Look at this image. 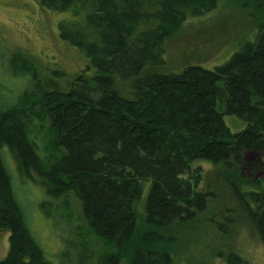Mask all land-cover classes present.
<instances>
[{
  "label": "trees",
  "instance_id": "16d2710c",
  "mask_svg": "<svg viewBox=\"0 0 264 264\" xmlns=\"http://www.w3.org/2000/svg\"><path fill=\"white\" fill-rule=\"evenodd\" d=\"M39 1L70 13L59 24L60 37L90 58L85 71H94V87L64 92L36 79L16 102L0 97V229L10 232L0 264H52L15 196L5 147L22 174L40 176L49 194L73 191L80 198L90 233L105 248L95 263L90 252L85 264H198L194 252L180 250L185 229L198 223L208 200L199 192L196 159L237 169L236 179L227 178L231 192L264 242V178L259 166L248 175L242 166L245 150L264 155V17H253L257 33L227 62L162 73L171 38L192 19L239 0ZM240 1L264 14V0ZM8 64L13 75L31 68L21 53ZM117 79L131 84L135 98L119 94ZM226 116L244 129L235 133ZM47 125L42 154L32 133L41 135ZM172 225L184 231L169 232ZM75 244L76 252L92 250L80 236ZM225 260L242 264L232 252Z\"/></svg>",
  "mask_w": 264,
  "mask_h": 264
},
{
  "label": "rangeland",
  "instance_id": "374dc122",
  "mask_svg": "<svg viewBox=\"0 0 264 264\" xmlns=\"http://www.w3.org/2000/svg\"><path fill=\"white\" fill-rule=\"evenodd\" d=\"M239 1H226L217 10L188 22L169 40L166 64L157 71L179 73L189 65L212 69L227 62L244 39H253L257 33L253 17L255 21L264 17L259 7L251 8L246 6L247 1ZM241 4L244 5L241 7ZM69 17V12L51 11L39 0H0V97L3 101L16 102L36 79L47 89L64 92L74 86L94 87L91 82L94 71H85L92 66L90 58L60 37L59 24ZM16 53L26 57L31 66L19 75H13L8 64ZM116 87L122 97L135 98L129 82L117 79ZM225 122L235 133L245 127L235 116H226ZM33 128L31 126V130ZM45 128L39 136L32 133L42 154H45L48 125ZM1 152L12 177L15 196L46 259L52 264H72L68 263L70 244L73 248L70 256H77L73 264H85L92 254L95 263L96 256L105 248L102 241L90 233L80 198L73 191L66 192L62 198L49 194L40 176L29 178L22 174L10 147ZM243 157L246 174L255 165L264 178V155L258 157L254 150H245ZM193 165L201 167L203 181L199 192L206 194L208 200L205 210L197 217L198 223L188 225L185 231L171 226L169 232L184 231L186 235L180 250L185 256L186 251L194 252L198 264H227L225 258L231 252L241 257L242 264H264V242L251 219L239 207L227 181L228 176L236 179L232 174L233 169H237L208 159H196ZM188 231H191L189 236ZM75 236L85 238L92 250L83 248L76 252ZM9 237L8 230L0 229V261L9 252Z\"/></svg>",
  "mask_w": 264,
  "mask_h": 264
}]
</instances>
